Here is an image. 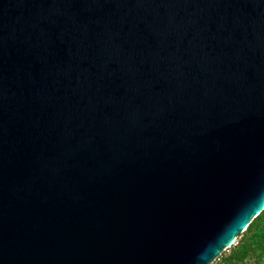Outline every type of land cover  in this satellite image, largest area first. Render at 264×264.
I'll return each mask as SVG.
<instances>
[{
  "label": "water",
  "instance_id": "obj_1",
  "mask_svg": "<svg viewBox=\"0 0 264 264\" xmlns=\"http://www.w3.org/2000/svg\"><path fill=\"white\" fill-rule=\"evenodd\" d=\"M264 210V0H0V264H212Z\"/></svg>",
  "mask_w": 264,
  "mask_h": 264
},
{
  "label": "trees",
  "instance_id": "obj_2",
  "mask_svg": "<svg viewBox=\"0 0 264 264\" xmlns=\"http://www.w3.org/2000/svg\"><path fill=\"white\" fill-rule=\"evenodd\" d=\"M212 264H264V210L242 233L231 252L222 254Z\"/></svg>",
  "mask_w": 264,
  "mask_h": 264
},
{
  "label": "rangeland",
  "instance_id": "obj_3",
  "mask_svg": "<svg viewBox=\"0 0 264 264\" xmlns=\"http://www.w3.org/2000/svg\"><path fill=\"white\" fill-rule=\"evenodd\" d=\"M242 238V234L238 237V239L236 240V242L229 248L227 249L226 251H224L222 254L223 255H228L231 250L238 244V242H240V239Z\"/></svg>",
  "mask_w": 264,
  "mask_h": 264
}]
</instances>
